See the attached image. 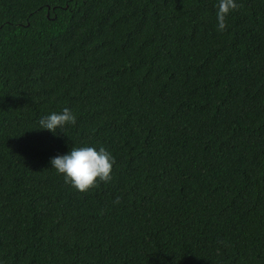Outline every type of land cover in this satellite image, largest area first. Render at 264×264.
<instances>
[{
    "label": "trees",
    "instance_id": "1",
    "mask_svg": "<svg viewBox=\"0 0 264 264\" xmlns=\"http://www.w3.org/2000/svg\"><path fill=\"white\" fill-rule=\"evenodd\" d=\"M217 3L0 0V264H264V0Z\"/></svg>",
    "mask_w": 264,
    "mask_h": 264
},
{
    "label": "clouds",
    "instance_id": "2",
    "mask_svg": "<svg viewBox=\"0 0 264 264\" xmlns=\"http://www.w3.org/2000/svg\"><path fill=\"white\" fill-rule=\"evenodd\" d=\"M216 7L218 31L223 32L227 28L228 15L239 5L236 0H218ZM76 123V115L65 107L59 113L53 112L43 116L39 121V129H46L55 134L58 128L62 129L66 125ZM50 163L59 174H63L65 183L84 193L99 188L101 182H111L115 157L104 147L98 150L93 146L72 147L69 153L53 157ZM119 202L120 198L117 197L114 203Z\"/></svg>",
    "mask_w": 264,
    "mask_h": 264
}]
</instances>
